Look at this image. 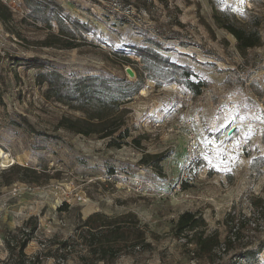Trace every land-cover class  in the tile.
I'll list each match as a JSON object with an SVG mask.
<instances>
[{
    "label": "rangeland",
    "instance_id": "1",
    "mask_svg": "<svg viewBox=\"0 0 264 264\" xmlns=\"http://www.w3.org/2000/svg\"><path fill=\"white\" fill-rule=\"evenodd\" d=\"M57 1L90 29L79 48L42 46L51 30L28 17L23 0L11 5V23L0 20V264H106L81 237L84 220L95 212L110 218L134 213L150 243L135 249L120 243L110 264H264V249L248 259L237 257L264 240V220L254 215L257 198H264V0ZM215 12L240 21L259 15L262 46L241 54L236 38L217 25ZM144 37L159 39L163 46L153 44L156 49L192 67L206 83L202 94L188 99L184 86L157 85L145 71V92L128 103L127 116L132 135L144 136V149L111 147L108 139L58 128L62 115L81 113L45 97V86L36 81L40 68L15 64L17 57L35 58L65 75L136 80L137 73L131 78L126 67H142L141 58L130 54L136 66L121 64L115 50L149 44ZM179 101L175 131L155 128ZM186 119L205 143L191 166L184 161ZM144 152L167 154L161 169L140 164ZM11 165L37 169L40 180L19 170L2 175ZM135 175L151 180L155 189H130ZM233 210L238 218H259L260 226L250 224L244 241L228 252L221 247L197 257L195 245L176 234L180 214L194 211L207 221L205 235L217 234L223 242Z\"/></svg>",
    "mask_w": 264,
    "mask_h": 264
},
{
    "label": "trees",
    "instance_id": "2",
    "mask_svg": "<svg viewBox=\"0 0 264 264\" xmlns=\"http://www.w3.org/2000/svg\"><path fill=\"white\" fill-rule=\"evenodd\" d=\"M23 3L29 10L28 17L40 21L51 30L41 41L42 46L73 49L79 48L87 41L86 33L90 31L87 24L67 13L57 0H23ZM214 18L219 27L236 38V47L241 54L246 55L249 49L262 46L260 31L262 19L259 15L254 14L240 21L232 13L215 12ZM0 20L5 24L13 20V11L3 0H0ZM54 25L57 27L56 31H52ZM144 39L150 43L131 44L115 50L116 56L121 58V64L136 66L130 54L141 58L143 66L134 68L137 73L136 80L130 79L127 75L109 76L104 73L65 75L55 68L46 67L35 58L17 57L15 64L25 65L27 68H40L36 74V81L41 87L45 86V97L81 113L80 116L62 115L58 121V128L86 137L96 135L98 138L108 139V146L111 147L131 144L137 149H144L142 145L144 136L132 135L127 116L131 112L128 103L145 87V71L148 72L147 78L153 79L157 85L176 82L195 96L202 94L206 86L205 81L198 79L192 67L173 61L170 56L156 49L154 47L156 45L160 48L163 46L159 39L149 37ZM27 126L33 128L30 123ZM166 158L165 153L144 152L140 164L161 169V162ZM16 170L29 174L33 181L40 180L41 173L37 169L21 165H11L1 174ZM257 202L254 215L258 214L264 220V198L258 197ZM235 214L234 210L227 214L230 233L223 242L217 234L205 235L207 221L202 214L194 211L180 214L175 231L179 236H185L188 243L195 245L194 253L197 257L210 256L221 247L228 252L237 243L244 241L247 237L245 230L250 224H254L256 228L260 226L259 218L250 216L238 218ZM83 226L86 229L84 228L81 237L85 240L90 253L98 256V260H103L106 264H110L109 261L117 254L122 242L132 244L133 249L150 246L146 241V230L139 225L134 213L110 218L104 213L95 212L84 220ZM200 228L203 229L199 231ZM29 241L30 239L26 238L20 243L22 253ZM63 246L67 247L68 244L64 243ZM263 249L264 240L256 249L245 250L242 256L237 257L248 259Z\"/></svg>",
    "mask_w": 264,
    "mask_h": 264
},
{
    "label": "built area",
    "instance_id": "3",
    "mask_svg": "<svg viewBox=\"0 0 264 264\" xmlns=\"http://www.w3.org/2000/svg\"><path fill=\"white\" fill-rule=\"evenodd\" d=\"M11 8V5L16 4V0H3ZM239 3H247L249 0H237ZM186 96L188 99L191 98L192 93L190 90H185ZM184 97V96H183ZM182 101H179L178 104L174 106L172 113L166 117L159 119L154 123L155 128L165 129L167 132L175 131L173 122L178 118V114L182 109ZM184 126L186 127L185 135V145H184V161L186 165H193L199 157L202 155V150L205 146V143L199 137L197 131L193 128L194 124L191 119H186ZM210 147L215 146L214 141L209 142ZM183 180H180V183L177 185V190L180 191L182 188ZM130 189H136L138 191H151L155 189V185L151 180L145 179L140 175H135L131 177L130 182L128 183ZM80 200H83V197L79 196Z\"/></svg>",
    "mask_w": 264,
    "mask_h": 264
},
{
    "label": "water",
    "instance_id": "4",
    "mask_svg": "<svg viewBox=\"0 0 264 264\" xmlns=\"http://www.w3.org/2000/svg\"><path fill=\"white\" fill-rule=\"evenodd\" d=\"M126 72L128 73V75H129L131 78L136 77V73H135V71H134L132 68H130V67H126Z\"/></svg>",
    "mask_w": 264,
    "mask_h": 264
},
{
    "label": "bare ground",
    "instance_id": "5",
    "mask_svg": "<svg viewBox=\"0 0 264 264\" xmlns=\"http://www.w3.org/2000/svg\"><path fill=\"white\" fill-rule=\"evenodd\" d=\"M142 92L144 93L145 92V89L142 90ZM4 153V152H3ZM3 155V154H2ZM2 159V158H1Z\"/></svg>",
    "mask_w": 264,
    "mask_h": 264
}]
</instances>
